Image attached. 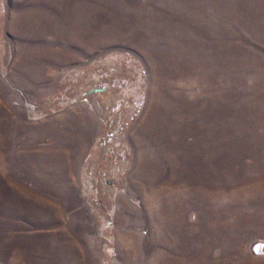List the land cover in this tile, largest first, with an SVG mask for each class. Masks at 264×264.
Instances as JSON below:
<instances>
[{"label":"rangeland","instance_id":"obj_1","mask_svg":"<svg viewBox=\"0 0 264 264\" xmlns=\"http://www.w3.org/2000/svg\"><path fill=\"white\" fill-rule=\"evenodd\" d=\"M0 264H264V0H0Z\"/></svg>","mask_w":264,"mask_h":264}]
</instances>
